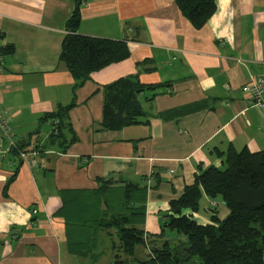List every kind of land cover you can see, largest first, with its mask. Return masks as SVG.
Wrapping results in <instances>:
<instances>
[{"label": "crops", "instance_id": "obj_1", "mask_svg": "<svg viewBox=\"0 0 264 264\" xmlns=\"http://www.w3.org/2000/svg\"><path fill=\"white\" fill-rule=\"evenodd\" d=\"M175 1L87 0L77 34L124 42L129 56L74 89L59 61L74 0H0V108L28 154L1 148L0 264H140L168 239L169 203L221 167L217 152L264 150V116L241 92L264 75V0H216L199 30ZM122 79L160 87L139 99L143 123L109 130L105 90ZM72 102L53 134L49 116ZM214 202L202 195L186 213L223 220ZM122 214L145 238L131 258L105 226Z\"/></svg>", "mask_w": 264, "mask_h": 264}, {"label": "trees", "instance_id": "obj_2", "mask_svg": "<svg viewBox=\"0 0 264 264\" xmlns=\"http://www.w3.org/2000/svg\"><path fill=\"white\" fill-rule=\"evenodd\" d=\"M216 0H176L181 16L196 30L201 29L215 12ZM87 0H74V9L66 22V31L59 55L74 80V89L82 86L94 72L127 59V46L121 41L85 37L77 34L80 22L79 8ZM12 49L5 50L8 53ZM160 86L142 85L131 79H122L106 87L103 126L117 130L138 125L144 116L140 97ZM149 100V98H144ZM74 106V102L49 116L51 125ZM54 134V133H53ZM22 147L15 145L11 154L18 157ZM221 167L199 170L191 186L169 203L170 215L162 227L185 237L186 246L170 248L164 242L161 248L151 247L150 258L140 264H264V150L251 153L247 149H229ZM220 200L228 214L223 220L213 216L209 224L200 225L186 215L196 213L200 199ZM140 214V213H138ZM130 218L119 215L106 223L116 230L122 254L133 256L137 246H143V232L130 225ZM148 238H153L149 236ZM114 264H124L115 258Z\"/></svg>", "mask_w": 264, "mask_h": 264}, {"label": "built area", "instance_id": "obj_3", "mask_svg": "<svg viewBox=\"0 0 264 264\" xmlns=\"http://www.w3.org/2000/svg\"><path fill=\"white\" fill-rule=\"evenodd\" d=\"M262 7L264 10V2ZM241 92L251 98V106L259 110L264 116V75L257 77L242 86ZM4 143H7L8 145L7 150L3 153L10 152L17 144L14 140L13 134L11 133L10 117L7 115L5 110L0 108V152ZM18 157L21 160L26 161L25 159L28 157V154L20 152Z\"/></svg>", "mask_w": 264, "mask_h": 264}, {"label": "rangeland", "instance_id": "obj_4", "mask_svg": "<svg viewBox=\"0 0 264 264\" xmlns=\"http://www.w3.org/2000/svg\"><path fill=\"white\" fill-rule=\"evenodd\" d=\"M58 122L56 121V122H54L53 123V125H52V127H53V133L56 135L57 134V126H58V124H57ZM22 152V151H21ZM216 203L214 202V201H211V204H210V208L212 209V210H215L216 209ZM186 211H189V210H185L184 212H183V215H186V216H188V217H192L191 215H187V213H186ZM189 212H191V211H189ZM169 213H170V211H169ZM193 213V212H192ZM171 214V213H170ZM162 231V230H161ZM161 231H160V233H161ZM169 232H166L165 233V231H164V233L162 234V236H167L168 237V239L167 240H164V241H162L163 243H159L158 244V246H156V247H158V248H161L162 246H163V244H164V242H167L168 244H169V247L170 248H174V247H177V248H180V247H184V246H186V241H185V237L183 236V235H177V234H175V232L173 231H170V230H168ZM162 236H160V234H159V238H162ZM162 239H164V238H162ZM144 246H146V245H144ZM135 251V250H134ZM134 253V252H133ZM150 252H149V256L147 257V259H149L150 258ZM146 261V260H145ZM144 261V262H145Z\"/></svg>", "mask_w": 264, "mask_h": 264}]
</instances>
